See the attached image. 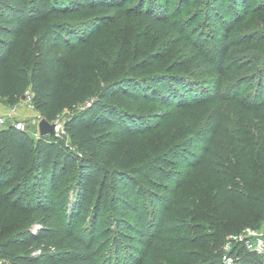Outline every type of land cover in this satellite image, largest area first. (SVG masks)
I'll return each mask as SVG.
<instances>
[{
  "label": "trees",
  "instance_id": "1",
  "mask_svg": "<svg viewBox=\"0 0 264 264\" xmlns=\"http://www.w3.org/2000/svg\"><path fill=\"white\" fill-rule=\"evenodd\" d=\"M247 1L207 0L204 4L203 14L210 28L208 32L214 61L205 53L201 39L198 41L185 34L184 25L177 27L173 21L160 18L168 14L170 7L167 2L159 10L156 9L157 15L152 17V24L175 36L215 76L208 88L189 85L181 88L180 85L184 83L179 79L183 80L182 76L166 80L167 76L155 79L165 73L135 74L136 70L149 65L144 60L129 65L127 75L115 78L105 75L102 83L94 80L93 64L96 62L101 31L78 30L74 28L76 22L60 16L64 13L71 15L87 6L111 3L112 0H0L1 101L11 107L21 101L23 93H29V103L40 117L55 121L63 114L62 136L74 147L72 150L70 145H64L57 135H37L32 141L27 130L15 128L10 122L0 125V226L3 214L13 215L16 220L33 214L55 217L58 209L54 206L52 191L59 174L73 172L75 178L74 201L68 209L70 226L64 232L71 250L63 255H51L46 263L23 255L19 264H100L96 256L102 248H98L95 230L97 224L102 222L100 210L107 187L118 193L114 201L121 209L120 213H130L129 217L120 218L119 221L122 228L131 232V239L136 240L140 248L136 264H143L151 255L168 253V247L161 243L164 239L174 245L180 242L199 245L200 252L196 247L186 251L194 261L192 264H224V253L215 249L222 235L226 231L239 229L243 224L259 226L264 220V66L253 71L259 59L251 53V48L264 35L261 29H254L245 39L235 34L241 29L242 22L239 20L248 8ZM152 8L155 9L153 5ZM148 9L150 6L145 7L146 12H149ZM54 15L57 18H53ZM249 15L264 26V0L252 6ZM60 42L66 45L75 42L72 59H66L57 52ZM158 61H161V55L153 59V62ZM231 65L239 72L233 77L234 90L237 91L242 84H251L253 88L250 96L253 103H234L236 123L239 125V128L236 126V134L227 129L226 121L216 106L222 97L224 69ZM116 96L132 103H171L182 113L197 112L209 103L211 111L206 142L183 159L187 167L206 166L217 156L226 159L227 146L232 148L234 155L243 156L242 152L246 149L243 145L249 142V132L252 130L255 141L251 146L262 167V179L251 190L230 189L221 180L222 200L216 205V208L228 214L243 210V219H216L211 229L215 241L210 244L204 237L196 239L194 235L189 238L178 235L183 226L167 223L164 205L159 199L141 203L136 194L138 187L134 186L136 182L132 178V173L139 176L140 171L124 165L116 167L105 157L106 154L113 155L114 141L109 137L111 132L131 140L135 133L148 130L147 123L127 117L124 110L111 101ZM64 109L66 112L62 113ZM125 155H128L130 162V152ZM146 167L161 180L172 177L162 174V169L155 165ZM170 173L176 174L178 171ZM172 178L176 186L181 176L177 180ZM95 182L97 187L89 213L88 234L74 232L77 220L84 216L82 207ZM161 182L156 185L161 186ZM13 245L11 241L0 240V258L14 257ZM232 246L231 252L237 253L236 264H264L263 257L247 251L241 244ZM114 249L115 262L122 258V261L128 260L125 264L130 262L132 253L125 257L121 252L120 257L118 253L121 247L115 243Z\"/></svg>",
  "mask_w": 264,
  "mask_h": 264
},
{
  "label": "rangeland",
  "instance_id": "2",
  "mask_svg": "<svg viewBox=\"0 0 264 264\" xmlns=\"http://www.w3.org/2000/svg\"><path fill=\"white\" fill-rule=\"evenodd\" d=\"M207 0H112L111 3H100L96 7H85L77 10L73 14L64 13L60 17L68 18L75 23L74 28L81 31L90 29L100 30L101 38L96 49V62L93 64L94 80L97 83L105 81V75L120 77L129 74L126 70L131 64H136L141 60L149 63L143 69L136 70L135 74L143 76L157 73L161 77L155 79H179L182 76L184 88L189 86H201L208 88L215 79L207 66L201 59L183 47L175 36L167 31L157 28L152 24V17L156 16V9L159 10L167 2L169 5L168 14L160 16L163 20L173 21L175 26L185 27V34L201 39L204 51L214 61L211 50V39L209 38L208 23H206L204 4ZM227 1V0H226ZM259 0H248V8L245 15L239 20L242 22L241 29L237 31L238 36L251 34L254 29H261L264 35V26L259 24L249 15V11ZM152 5L154 8H152ZM150 6L149 12L145 7ZM57 18L56 15L52 16ZM75 42L66 45L62 42L57 47V52L66 59H72L75 53L73 47ZM251 53L259 59L253 71L264 66V36L259 38L251 48ZM161 55V61L153 62L155 57ZM224 83L221 87L222 97L217 102V109L222 119L226 121L227 129L236 134V106L234 103H253L250 99L253 92L251 84H242L236 91L233 77L238 74L233 65L225 67ZM107 73V74H106ZM110 76V77H111ZM111 79V78H109ZM108 79V80H109ZM107 80V81H108ZM149 81V80H148ZM151 81V80H150ZM238 84V83H237ZM29 93L25 99L18 103L26 112L27 116L35 110L29 106ZM111 101L121 107L128 115L127 117L137 122H145L148 130L135 133L131 140L122 137L120 134L111 132L109 137L114 141L113 155H105L111 165L132 167L139 170L138 174L132 173V178L136 182L137 196L141 203H147L159 199L164 205V215L167 223L183 226V230L178 235L184 237L196 236L209 240L210 244L215 241L211 236L212 224L217 220L239 221L243 219L245 212L238 210L235 214H228L216 205L222 200L220 182L223 181L230 189L249 190L255 188L261 181L262 167L258 164L255 150L251 144L255 141V133L250 130L249 142L244 143L245 150L243 156L234 155L230 146H227V158L217 156L216 160L207 162L206 166L195 168L187 167L183 159L193 150L206 142L207 121L211 111L208 103L199 111L194 113H182L176 110V106L171 103H159L156 101H139L137 103L116 96ZM0 105L4 109L11 107L4 105L0 99ZM32 108V109H31ZM66 109L62 111L65 113ZM63 115V114H61ZM61 115L55 120L62 125ZM39 114L26 118H19L24 122L25 130L32 138L37 137V122ZM63 130L59 129L56 134L64 141V145L73 146L69 140L62 136ZM242 146V147H243ZM130 152V162L127 160ZM115 157L118 159L116 160ZM115 162V163H114ZM146 165H155L162 169V174H168L175 179L181 176L177 185L173 183V178L159 179L153 172L147 169ZM220 168V169H219ZM178 171L176 174L170 172ZM169 172V173H168ZM180 173V175H179ZM212 173L214 174L212 176ZM175 175V176H174ZM223 177V178H220ZM177 180V179H176ZM154 183V184H152ZM162 181V182H161ZM161 182V186L156 185ZM75 178L73 172L59 174L53 189V202L57 207V215L33 214L18 218L13 215L3 214L0 226V240L14 243L12 250L14 257L11 259L0 258V263L19 264L23 255L38 258L40 263H46L47 258L53 254L63 255L71 250V246L65 240V231L70 226L71 218L68 216V209L74 201L73 185ZM97 182L90 191L82 210L84 216L79 218L74 227V232H81L87 235L89 229V213L93 205L96 194ZM134 187V188H135ZM118 193L111 187L106 188L105 196L100 210L102 222L97 224V245L102 248L96 256L100 264H125L128 260H114V244L121 247V252L125 257L132 253V258L128 264H136L140 248L136 240L131 239L130 231L122 228L119 219L130 216L129 212L120 213L121 209L115 204L114 198ZM71 200V201H70ZM27 211V208H26ZM248 224H243L235 231H226L218 243L216 250L225 253L229 245L234 243L229 241L231 235L242 231ZM125 232V233H123ZM176 235V233H173ZM163 245L168 247L169 252L161 255H151L143 264H192L193 259L186 254L187 250L196 247L200 252L199 245L180 242L178 245L172 244L169 240H162ZM51 258V257H50ZM49 259V258H48Z\"/></svg>",
  "mask_w": 264,
  "mask_h": 264
},
{
  "label": "built area",
  "instance_id": "3",
  "mask_svg": "<svg viewBox=\"0 0 264 264\" xmlns=\"http://www.w3.org/2000/svg\"><path fill=\"white\" fill-rule=\"evenodd\" d=\"M1 109L2 108L0 105V125L10 122L15 128L25 129L24 122L14 118L13 110L2 112ZM59 129L62 130V125L60 122L56 121V132ZM36 135H38V132ZM231 236L232 237L229 241L233 242L234 244L239 243L247 251L254 252L255 254L264 258V220L259 224L258 227L247 226L242 231H239ZM232 247V245H229L227 251L223 254L224 264H236L237 253L231 252Z\"/></svg>",
  "mask_w": 264,
  "mask_h": 264
},
{
  "label": "water",
  "instance_id": "4",
  "mask_svg": "<svg viewBox=\"0 0 264 264\" xmlns=\"http://www.w3.org/2000/svg\"><path fill=\"white\" fill-rule=\"evenodd\" d=\"M26 93L21 95V99H25ZM56 121H48L45 117H39L37 122L38 135L49 134L57 135L55 130Z\"/></svg>",
  "mask_w": 264,
  "mask_h": 264
},
{
  "label": "crops",
  "instance_id": "5",
  "mask_svg": "<svg viewBox=\"0 0 264 264\" xmlns=\"http://www.w3.org/2000/svg\"><path fill=\"white\" fill-rule=\"evenodd\" d=\"M31 104L29 103V106H30ZM1 110H2V112H7V111H10V110H13V114H14V116L16 115V117H19V118H26V117H30V116H36L37 115V112L35 111V110H32V114L31 115H29V116H27V114H26V112H24L23 111V109H22V107H20V105L19 104H16V105H14V106H11V108H10V110L9 109H4V107L3 106H1ZM32 109V108H31Z\"/></svg>",
  "mask_w": 264,
  "mask_h": 264
}]
</instances>
